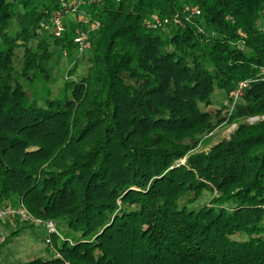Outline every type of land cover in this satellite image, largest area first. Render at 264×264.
<instances>
[{
  "label": "trees",
  "instance_id": "trees-1",
  "mask_svg": "<svg viewBox=\"0 0 264 264\" xmlns=\"http://www.w3.org/2000/svg\"><path fill=\"white\" fill-rule=\"evenodd\" d=\"M71 1L0 0V208L58 232L57 257L20 264H264V122H247L264 116V0H105L82 8L97 30L68 18L56 38L42 25ZM79 31L87 67L39 103Z\"/></svg>",
  "mask_w": 264,
  "mask_h": 264
},
{
  "label": "rangeland",
  "instance_id": "rangeland-1",
  "mask_svg": "<svg viewBox=\"0 0 264 264\" xmlns=\"http://www.w3.org/2000/svg\"><path fill=\"white\" fill-rule=\"evenodd\" d=\"M71 18V17H69ZM76 49V48H75ZM78 55V54H77ZM71 52L70 55L63 54L59 58L58 64L55 66L56 83L50 86L39 85L32 96L38 99L39 103L50 94L51 96H59L61 94L60 88L62 78L69 79L68 72L73 68L75 60L78 65V73L83 72L87 67V58L90 56L89 51H85L78 56ZM77 56V59L75 58ZM77 73V74H78ZM213 103L211 107H228V100L221 93H216L213 96ZM231 97V95H230ZM263 121L264 116L260 118H251L247 122L254 124ZM236 128V125H222L217 128L212 135L211 145H214L222 140L228 139L229 135ZM207 148H200V150L207 151ZM209 199V195L203 197V202ZM24 207V206H23ZM26 210V209H25ZM27 211V210H26ZM28 212V211H27ZM29 213V212H28ZM30 214V213H29ZM31 216V215H30ZM32 217V216H31ZM33 218V217H32ZM34 220L36 218H33ZM39 220V219H37ZM57 225V224H56ZM18 231L17 235L11 236ZM46 233L42 224H33L32 221H22L19 219H5L0 222V264H20L32 260L34 258H47L53 256L49 247L45 244Z\"/></svg>",
  "mask_w": 264,
  "mask_h": 264
},
{
  "label": "built area",
  "instance_id": "built-area-1",
  "mask_svg": "<svg viewBox=\"0 0 264 264\" xmlns=\"http://www.w3.org/2000/svg\"><path fill=\"white\" fill-rule=\"evenodd\" d=\"M105 0H72L70 4L63 5L58 10H56L50 17L46 25H42L45 30L51 31L54 37L58 38L65 32V22L71 17L75 22H79L83 25H89L90 30L94 31L100 27L98 21H91L89 14H85L83 7L87 5H100ZM198 12H195L197 15ZM168 24L167 19H155L148 28L163 27ZM73 43L76 45L77 54H82L89 48V37L87 31H79L76 37L73 39ZM247 87L245 82H240L235 90L232 92L230 101L228 102V107H232L236 102H238L243 95L244 89ZM19 219L22 221H32L33 224H42L44 231L46 233L44 242L49 247L50 251L55 257L58 256L56 249L51 244L52 236L58 235L56 222L52 220H47L42 222L37 219H33L30 214L25 210L23 205L19 204L15 207H4L0 208V222L5 219Z\"/></svg>",
  "mask_w": 264,
  "mask_h": 264
}]
</instances>
